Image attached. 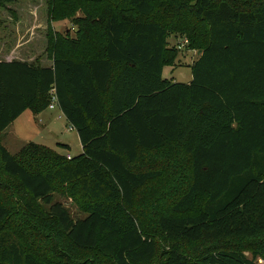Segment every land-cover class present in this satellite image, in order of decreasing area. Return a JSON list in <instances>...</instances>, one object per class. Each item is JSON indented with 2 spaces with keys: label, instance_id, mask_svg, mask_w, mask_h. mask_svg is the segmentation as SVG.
Wrapping results in <instances>:
<instances>
[{
  "label": "trees",
  "instance_id": "1",
  "mask_svg": "<svg viewBox=\"0 0 264 264\" xmlns=\"http://www.w3.org/2000/svg\"><path fill=\"white\" fill-rule=\"evenodd\" d=\"M84 1L69 3L86 14L80 37L57 41L52 65L0 60V134L55 89L82 145L71 158L33 141L11 153L0 137V264H259L264 0ZM183 48L198 52L192 81L164 79ZM154 179L148 222L138 205Z\"/></svg>",
  "mask_w": 264,
  "mask_h": 264
},
{
  "label": "rangeland",
  "instance_id": "2",
  "mask_svg": "<svg viewBox=\"0 0 264 264\" xmlns=\"http://www.w3.org/2000/svg\"><path fill=\"white\" fill-rule=\"evenodd\" d=\"M88 5L84 0H14L0 5V59L1 60H23L33 64L49 66L53 64V55L57 41L64 44L67 51L68 43L71 39L80 37V27L76 22L78 18H84L85 13L82 8H78L67 14V7L70 2ZM170 1V0H162ZM102 30L96 31L97 36H102ZM96 36V35H95ZM179 38L172 35L169 38L170 45L181 43ZM85 48V47H84ZM91 50V49H90ZM198 58L196 50L184 49L179 52V56L174 65L165 66L163 78L174 81L190 83L193 79L192 64ZM60 113L58 106L54 109L47 108L45 112L33 120V114L28 110L19 117L13 124L6 128L0 137L11 153H17L26 142H36L55 149L61 154L79 155L82 152V145L78 133L75 129H70V124L66 118L58 120ZM45 120H43V117ZM69 144L61 145L58 142ZM3 144V145H4ZM158 152H144L140 160L131 165L134 168L149 166L150 158L156 156ZM163 181L160 179L151 180L142 189L140 194V205L145 207L155 188ZM150 189V190H149ZM54 200L61 201L70 210L74 218L86 216L83 205L73 197L64 193L61 188H55ZM159 207H166L165 203H158ZM143 207L144 216L150 222L149 206L147 211ZM244 253L253 257L252 251L245 249ZM48 264H54L56 260L46 253ZM257 262L260 264L259 259Z\"/></svg>",
  "mask_w": 264,
  "mask_h": 264
},
{
  "label": "crops",
  "instance_id": "3",
  "mask_svg": "<svg viewBox=\"0 0 264 264\" xmlns=\"http://www.w3.org/2000/svg\"><path fill=\"white\" fill-rule=\"evenodd\" d=\"M0 60H1V59H0ZM6 61H11V60H6ZM49 66H50V65H49ZM56 106H58V104H57ZM58 108H59V110H60V113L57 114V117H56V118H57L58 120H61L62 118H66L65 115L63 114L61 108H60L59 106H58ZM50 109H51V108H50ZM53 109H54V108H53ZM28 110H29V109H28ZM28 110H25V111H24L19 117H21V116H22L26 111H28ZM29 111L33 114V117H34L33 120H34L37 116L41 115V113H40V114H34L31 110H29ZM44 112H45V111H44ZM44 112H42V114H43ZM19 117H18V118H19ZM42 117H43V116H42ZM18 118H16L11 124H13ZM43 120H45L44 117H43ZM11 124H10V125H11ZM10 125H9V126H10ZM9 126H8V127H9ZM8 127H7V128H8ZM70 129H75V128L72 127V126H70ZM2 133H3V132H1V134H2ZM2 143L4 144V142H2ZM26 143H27V142H26ZM58 143L61 144V145H65V146H67V147L69 146V144H67V143H63L62 141H60V142H58ZM4 146L6 147L5 144H4ZM6 148H7V147H6ZM7 149H8V148H7ZM8 150H9V149H8ZM67 155H68V154H67ZM70 155H71V154H70ZM71 156H73V155H71Z\"/></svg>",
  "mask_w": 264,
  "mask_h": 264
},
{
  "label": "built area",
  "instance_id": "4",
  "mask_svg": "<svg viewBox=\"0 0 264 264\" xmlns=\"http://www.w3.org/2000/svg\"><path fill=\"white\" fill-rule=\"evenodd\" d=\"M183 42L187 43V40H184ZM181 47H184L183 43L181 44ZM56 105H57V96L55 94V89H53L52 90V101L49 105V108L53 109V108H55ZM68 158H71V155H68ZM259 262H260V264H264V260L261 258L259 259Z\"/></svg>",
  "mask_w": 264,
  "mask_h": 264
},
{
  "label": "water",
  "instance_id": "5",
  "mask_svg": "<svg viewBox=\"0 0 264 264\" xmlns=\"http://www.w3.org/2000/svg\"><path fill=\"white\" fill-rule=\"evenodd\" d=\"M201 53V51H199V54Z\"/></svg>",
  "mask_w": 264,
  "mask_h": 264
}]
</instances>
